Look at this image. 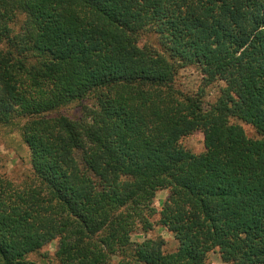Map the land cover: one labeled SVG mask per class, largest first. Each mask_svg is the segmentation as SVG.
Wrapping results in <instances>:
<instances>
[{
    "label": "trees",
    "instance_id": "16d2710c",
    "mask_svg": "<svg viewBox=\"0 0 264 264\" xmlns=\"http://www.w3.org/2000/svg\"><path fill=\"white\" fill-rule=\"evenodd\" d=\"M190 65L225 83L214 103L174 88ZM0 126L32 168L0 177V264L53 240L58 264H264V0H0ZM195 131L199 153L180 142ZM160 189L172 251L131 239Z\"/></svg>",
    "mask_w": 264,
    "mask_h": 264
},
{
    "label": "rangeland",
    "instance_id": "374dc122",
    "mask_svg": "<svg viewBox=\"0 0 264 264\" xmlns=\"http://www.w3.org/2000/svg\"><path fill=\"white\" fill-rule=\"evenodd\" d=\"M162 42L159 34L153 29L144 30L138 37V44H150L159 51L162 49ZM225 83L222 80H215L211 83H206L201 72L193 65L180 68L175 75L174 88L182 94L196 95L202 97L204 105L214 103L220 96ZM91 100L85 99L79 103H71L61 107L59 114H67L70 117L78 118L82 114L83 105H90ZM232 121L241 125L248 137L255 138L256 132L253 127L245 122L234 120ZM182 146L194 153H199L204 148L203 134L200 131L181 138ZM32 168L30 164V152L28 147L23 142L19 132L8 127L0 126V177H5L15 184H20L31 178ZM168 189H160L156 192L154 198V207L156 214L151 217L154 221L153 227L148 232H140L137 230L131 234L133 241H141L144 238L161 236L165 239V250L172 251L175 249L176 242L169 231L156 223L158 214L163 200L167 197ZM56 249V240L51 241L39 251L27 255V259L36 264H58L54 252ZM207 264H228L220 260L217 250L207 254Z\"/></svg>",
    "mask_w": 264,
    "mask_h": 264
}]
</instances>
